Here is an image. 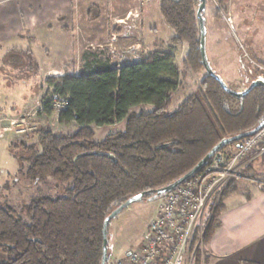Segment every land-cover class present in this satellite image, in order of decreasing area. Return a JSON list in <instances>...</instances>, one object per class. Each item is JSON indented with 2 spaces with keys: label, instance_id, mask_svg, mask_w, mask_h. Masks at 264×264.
<instances>
[{
  "label": "trees",
  "instance_id": "1",
  "mask_svg": "<svg viewBox=\"0 0 264 264\" xmlns=\"http://www.w3.org/2000/svg\"><path fill=\"white\" fill-rule=\"evenodd\" d=\"M199 2H158L159 13L173 32L169 43L186 44L182 64L193 73L205 71L196 16ZM218 4L215 13L219 16L225 8ZM157 44L136 62L111 66L108 60L87 59L77 74L66 67L61 76L51 79L53 94L69 101L57 121L74 124V131L41 130L34 134V142L15 143L11 150L18 173L31 183L52 178L67 186L61 195L31 199L20 214L9 204L0 205V252L4 256L0 264H100L103 222L113 210L138 194H143L141 200L152 198L155 190L185 175L219 142L259 124L264 116V86L254 87L244 97L234 94L256 80L258 72L250 69L242 71V90L225 83L208 62L229 91L205 71L196 90L172 109L179 70L172 53ZM138 106H151V110H132ZM53 112L48 100L42 102L38 115ZM117 124H122L119 131L95 141L93 127ZM239 184L232 180L224 188L202 232H195L192 245L210 242L226 195L240 191L250 198ZM107 255L109 260L108 248ZM194 258V264H200L198 250Z\"/></svg>",
  "mask_w": 264,
  "mask_h": 264
},
{
  "label": "rangeland",
  "instance_id": "2",
  "mask_svg": "<svg viewBox=\"0 0 264 264\" xmlns=\"http://www.w3.org/2000/svg\"><path fill=\"white\" fill-rule=\"evenodd\" d=\"M159 1L154 0L147 4L155 3V6H157ZM138 4L143 5L140 0H138ZM244 7L246 9L245 12L250 15H246L248 20L245 19L244 24L239 23V25L238 21H241L242 17L238 18L231 14V9L228 11V8H225L224 12H220L219 16L216 15L215 10L220 8L218 0H205V8L202 13L207 61H210V66L225 83L242 90L244 86L242 85V76L244 78L245 71L247 72L250 69L252 73L256 74L257 69L254 64H250L248 59L243 56L241 46L256 50L258 47L259 50L264 52V0H246L244 1ZM153 10L154 14L151 12L150 16L146 18L150 27L144 32L139 31L140 33L136 30L135 38H130L129 41L118 40L111 42L112 40L109 38L111 26L108 27V33H105L106 29L102 26L96 38L100 40L99 44L90 45L88 37H92V34L82 36L78 32L76 36L80 38V41L77 42L76 37L74 40L71 38L67 40V48H64L62 50L63 53L58 54V57L54 55L53 50L50 48L51 42L49 38H52L51 35L45 32L36 34L37 41L33 44L32 51L34 56L32 59L20 53V50H17L18 52L12 50L8 54H3L4 56H2L3 51L0 50V205L9 204L20 214L24 212L23 207L31 199L42 195H61L64 187L67 186V184L54 181L52 178H47L37 184L31 183L21 173H18L19 164L14 152L11 150V145L15 143L34 142L36 139V137H33L35 136L34 134L41 130H49L56 134H68L74 131V124H59L57 121L58 115L55 112L50 116L38 115L42 102L50 100L53 94L50 84L51 79L61 76L66 71V67L69 68L70 73L77 74L87 59L90 61L108 60L111 66L136 62L156 47L154 43H158V47L172 53L175 65L179 70V85L171 97L170 107L172 109L176 108L184 98L196 90L199 81L206 72L203 70L193 73L183 66L182 61L187 52L186 44L173 46L169 43L173 32L164 22L159 10L157 8ZM149 11L152 10L150 9ZM124 18L130 20L134 17L129 13ZM108 22V25L112 24L111 18ZM215 27L219 30L223 29V32L221 31L222 36L214 33ZM154 30L155 33L153 32ZM220 39V43L224 46L223 48L228 49L227 52L219 50L221 46L217 42ZM70 45L72 46L71 48H69ZM233 46L235 51H231ZM24 50L25 48L21 51L24 52ZM64 50L67 55L71 56V60L67 55L64 56ZM239 53H241L242 59L238 58L240 57ZM223 55L225 56L221 58ZM231 56L232 58L234 56L235 59L229 63ZM240 64L246 68L243 69ZM250 66H253L256 70ZM239 68L240 70L237 71ZM132 110L136 112L151 110V106H138L132 108ZM11 123L19 124L11 126ZM121 128L122 124L103 126L101 128L93 127L94 139L99 141L105 135L117 132ZM20 130L21 132L18 133ZM243 170L241 173L244 176L259 182L263 181L255 176L248 175L251 174L249 171L243 172ZM238 182L258 185L246 180H239ZM219 201L220 197H214L207 203L192 239L195 232H199L206 223L212 208ZM161 202L162 196L150 200L135 201L112 220L108 230L107 245L110 258L124 256L143 241L147 225L154 217V212L158 209ZM192 239L187 250L185 264L195 263L196 250L200 253V264H203V245L199 242H195L192 245ZM3 260L4 256L0 252V262Z\"/></svg>",
  "mask_w": 264,
  "mask_h": 264
},
{
  "label": "crops",
  "instance_id": "3",
  "mask_svg": "<svg viewBox=\"0 0 264 264\" xmlns=\"http://www.w3.org/2000/svg\"><path fill=\"white\" fill-rule=\"evenodd\" d=\"M244 1L246 0H218L228 11L231 9V14L242 17L238 25L245 19L248 20L246 15H250L245 12V7L243 8ZM156 8L159 10L158 4L139 5L138 0H0V50L3 51L2 56L12 50H20L26 57H33L36 34L45 32L51 35L50 48L58 57V54L67 48V40H74L76 37L77 42L80 41L76 36L78 32L82 36L92 34V37H88L89 40L86 38L90 45L99 44L100 40L96 38L102 26L106 29L105 33L109 32L108 27L111 26V42L129 41L130 38H135L136 30L140 33L150 27L146 18ZM150 9L152 11H149ZM129 13L133 19L124 18ZM110 18L112 24L108 25ZM221 31L223 32V29H214V33L220 36ZM153 32L155 33V30ZM220 41L221 39L217 42L221 46L219 50L227 52L228 49L223 48ZM23 48L24 52L21 51ZM234 48L231 47V51H235ZM243 48L255 64L264 66V52L258 47L257 50L247 49L245 46ZM239 54L238 58L242 59L241 53ZM66 55L64 50V56ZM67 56L71 60V56ZM234 59L235 57L231 56L229 63ZM248 165V170L244 169L243 172L249 171L251 174L248 175L264 181V161L259 157L253 158L245 166ZM238 188L247 189L251 196L246 199L237 191L222 199L217 229L210 242L203 245V264H264V186L241 183Z\"/></svg>",
  "mask_w": 264,
  "mask_h": 264
},
{
  "label": "built area",
  "instance_id": "4",
  "mask_svg": "<svg viewBox=\"0 0 264 264\" xmlns=\"http://www.w3.org/2000/svg\"><path fill=\"white\" fill-rule=\"evenodd\" d=\"M140 1L144 5L154 0ZM241 50L249 63L256 66V80L264 82V66L255 64L242 46ZM50 101L57 114L65 111L69 102L57 94H52ZM258 157L264 161V125L255 134L228 145L201 172L165 193L155 216L147 225L143 241L121 258H109L106 264H185L192 235L212 198L220 197L232 180H246L264 186L263 181L241 173L249 160Z\"/></svg>",
  "mask_w": 264,
  "mask_h": 264
},
{
  "label": "water",
  "instance_id": "5",
  "mask_svg": "<svg viewBox=\"0 0 264 264\" xmlns=\"http://www.w3.org/2000/svg\"><path fill=\"white\" fill-rule=\"evenodd\" d=\"M199 1H200V4L198 6V9H197V12H196V16H197V19H198V22H199V29H200V54H201V58H202V63H203L204 69L207 72V74L211 75L215 79H217V81L220 83L222 88L225 89L226 91H229L228 88L226 87V85L224 84V82L213 73V71L211 70V68H210V66L208 64V61H207V58H206V54H205V30H204V22H203V18H202V12L204 11V8H205V0H199ZM257 86H264V82H262L260 80H255L251 84H249V86L246 88L245 91H243L241 93H234V94L237 95L238 97H244L254 87H257ZM263 125H264V116L261 119V121L259 122V124L252 131L247 132V133H242V134L236 135L234 137L222 140L214 148H212L202 158V160H200L189 172H187L185 175H183L182 177H180L178 180H176L175 182L171 183L170 185L155 190V195L152 198H150V199L161 197L165 193H167V192L173 190L174 188L180 186L187 179H189L190 177L195 175L212 157L219 155L220 149H222L224 146H227V145H229V144H231V143H233L235 141H238V140H240L242 138H245V137H248L250 135L255 134L257 131H259L262 128ZM142 198H143V194H138V195L130 197L123 204H121L115 210H113L107 216V218L104 220L103 229H102V239H103V242H102V257H101L100 264H106L107 261H108V255H107V245H108L107 225H108V222L110 220H113L120 212H122L124 209L129 207V205L131 203H133L135 201H138V200H141ZM150 199H148V200H150Z\"/></svg>",
  "mask_w": 264,
  "mask_h": 264
}]
</instances>
